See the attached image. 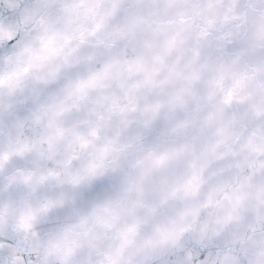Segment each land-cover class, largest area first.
Here are the masks:
<instances>
[{"label":"snow or ice","instance_id":"snow-or-ice-1","mask_svg":"<svg viewBox=\"0 0 264 264\" xmlns=\"http://www.w3.org/2000/svg\"><path fill=\"white\" fill-rule=\"evenodd\" d=\"M0 264H264V0H0Z\"/></svg>","mask_w":264,"mask_h":264}]
</instances>
